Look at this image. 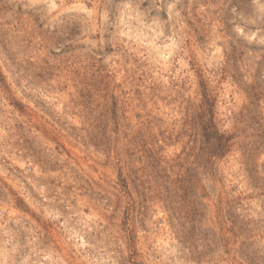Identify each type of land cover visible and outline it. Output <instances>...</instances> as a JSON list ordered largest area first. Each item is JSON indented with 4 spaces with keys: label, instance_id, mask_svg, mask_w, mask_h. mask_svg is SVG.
Returning <instances> with one entry per match:
<instances>
[{
    "label": "clouds",
    "instance_id": "1",
    "mask_svg": "<svg viewBox=\"0 0 264 264\" xmlns=\"http://www.w3.org/2000/svg\"><path fill=\"white\" fill-rule=\"evenodd\" d=\"M0 264H264V0H0Z\"/></svg>",
    "mask_w": 264,
    "mask_h": 264
}]
</instances>
